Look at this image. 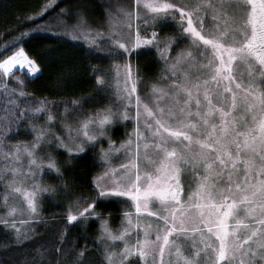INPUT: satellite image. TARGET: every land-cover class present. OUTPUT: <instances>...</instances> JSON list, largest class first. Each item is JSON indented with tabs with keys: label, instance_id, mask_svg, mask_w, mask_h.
<instances>
[{
	"label": "snow or ice",
	"instance_id": "6c2138e0",
	"mask_svg": "<svg viewBox=\"0 0 264 264\" xmlns=\"http://www.w3.org/2000/svg\"><path fill=\"white\" fill-rule=\"evenodd\" d=\"M54 20L61 31L17 30L0 50V227L19 253L5 259L6 249L0 264H264V0H128L109 5L102 21L80 0ZM42 29L83 41L111 64L82 70L59 49L26 51L23 38ZM142 48L159 57L150 83L130 59ZM45 57L58 85L90 69L100 106L84 107L93 96L68 107L27 92ZM130 119L117 145L109 133ZM90 158L103 170L85 196L67 174ZM49 174L59 183H44ZM44 194L67 200L63 224L29 248ZM108 197L126 205L116 228L99 210ZM92 218L94 245L78 243L69 226Z\"/></svg>",
	"mask_w": 264,
	"mask_h": 264
},
{
	"label": "trees",
	"instance_id": "16d2710c",
	"mask_svg": "<svg viewBox=\"0 0 264 264\" xmlns=\"http://www.w3.org/2000/svg\"><path fill=\"white\" fill-rule=\"evenodd\" d=\"M52 7L49 8L48 13L44 16L43 20H37L35 24H27L26 18L40 12L44 7H47L50 0H0V50H3L5 44L15 39L18 35L17 30H26L27 28H35L37 25H44L52 18L56 17L61 9H73L80 0H51ZM100 1L101 0H86L88 4L89 14L100 15ZM26 43L23 44L26 51L30 53L42 52L48 48H56L60 50V54L67 58L75 60L81 69H87L88 65H97L98 61L88 56L84 47L72 43L67 39H54L49 35H40L38 39H33L32 35L23 38ZM150 56L153 58L154 54ZM57 53H51L50 56L54 57ZM39 62V61H38ZM138 66V75L145 83L152 82L154 75L158 71V67L154 60L151 64L139 59L136 63ZM56 66L48 57L44 58L41 63L40 74L38 78L26 82V91L34 94L35 97H48L52 101L70 102L74 99L82 98L85 96H93L96 98V103H88L84 107L92 108L100 106V99L95 95V84L91 78L90 69L81 71L71 82L68 84H57L56 81ZM137 68L135 69V73ZM104 103V101H102ZM62 110L65 104L58 105ZM71 107L70 103H67ZM124 128H116L112 132V138L115 141H120L123 138ZM90 157H95V153L90 154ZM57 159L61 157L57 154ZM77 166L68 173L69 182L73 186V190L77 194L85 196L94 195L93 185L91 180L101 172L98 158H95V163L90 158L86 161H73ZM44 183L56 185L59 183L54 177V174L46 175ZM67 204L62 196L51 198L49 194L43 197V204L41 209L42 222L36 224L37 236L32 237L26 244L29 248L38 246L42 241L39 237H44L45 240H51L55 236V230L62 226L64 206ZM126 208L125 203L119 199H108L100 207V211L105 213V218L109 219L111 225H117L120 221L121 214ZM72 223V225H75ZM97 222L90 221L87 225H78L76 227L69 226V235L73 236L78 243L87 242L89 246H93L97 238ZM9 230L0 227V255H4L5 250H8L5 259H9L13 255H19L18 252L12 250L10 244ZM27 250V249H26ZM93 262L95 257L90 258Z\"/></svg>",
	"mask_w": 264,
	"mask_h": 264
},
{
	"label": "rangeland",
	"instance_id": "374dc122",
	"mask_svg": "<svg viewBox=\"0 0 264 264\" xmlns=\"http://www.w3.org/2000/svg\"><path fill=\"white\" fill-rule=\"evenodd\" d=\"M120 2L127 3L128 0H101V1H100V6H101V10H100L101 12H100V15H98V16L95 15V14H89V15H90L94 20L102 21V20L104 19V12L109 8V5H113L114 7H116V6L119 5ZM51 3L53 4L54 1L51 2ZM45 24L48 26V29H50L52 33H56V32L61 31V29H59V27L57 26V23H56V21L54 20V18H52L51 20H49V21H48L47 23H45ZM45 24H44V25H45ZM144 27H145L144 25H141L142 30L144 29ZM164 34H165V35H171V34H172V29H171V28H169V29H165V30H164ZM30 35H32V34H30ZM30 35H29V36H30ZM40 35H48V31L42 29ZM65 39L69 40V41L72 42V43L78 44V46L84 47L85 50L87 51L88 56H90V57H92V58H94L95 60L98 61L97 65H100V66H103V67L107 68V67L111 64V60L105 59V58H103V56H98V55H96L95 53L90 52V51L88 50V47L85 45V43H84L83 41L72 39L70 36H69V37H65ZM149 53L154 54V57L152 58V57L150 56L151 54H149ZM121 59H123V58H121ZM130 59H131L132 65H133V72H134V74H135V69H136V68L139 69L138 66H137V64H136V63L139 62V59L143 60V61L145 62V64H151V63H152V60H154V62L156 63L157 67H158V68L160 67V65H159V63H158V60H159L158 54H157L154 50H151V49H145V48H142V49L138 50L136 53L132 54L131 57H130ZM39 74H40V73H39ZM39 74H38V75H39ZM18 75H22V73H18ZM149 83H150V82H149ZM141 87H143V85H141ZM95 95H97L96 88H95ZM97 96H98V95H97ZM98 97H99V96H98ZM99 99H100V97H99ZM109 102H110L109 100H104V103H109ZM132 114H133V113L130 112V116H131ZM118 127H119V128H124L125 131H124V133H123V138H122L120 141H116L117 145H119V143H120L121 141H123V140H125V139L128 138L129 133H131L132 130H133V128H134V121H131V119H130L129 121H122V122H120V123H118V124H115V125L113 126V128H112V131L109 133V136H110V138H111L112 140H113V138H112V135H111V134H112L113 130L116 129V128H118ZM114 141H115V140H114ZM104 147H105V148L108 147L107 143L104 144ZM117 155H118V154H117ZM122 159H123L122 157H121L120 159H113V165L120 163ZM98 162H99V164H100L99 159H98ZM102 170H103V169L101 168V171H102ZM45 195H47V194H44V196H45ZM112 198H114V199H119V200H122V201H123V198H118V197H108V198H105V200L112 199ZM21 219H23V217H21ZM121 219H122V214H121L120 221H121ZM90 221H95V222H97V224H98V225H97V232H98L97 236H98V235H99V231H100V221H99L98 219H95V218L90 219L88 222H90ZM108 221H109V224L111 225V222H110L109 219H108ZM120 221L118 222L117 225H111V226H112L113 228L118 227L119 224H120ZM37 223H38V222H37ZM37 223H36V224H37ZM72 223H75V222H72ZM84 226H85V225H84Z\"/></svg>",
	"mask_w": 264,
	"mask_h": 264
}]
</instances>
